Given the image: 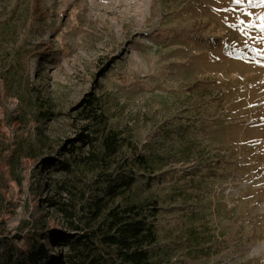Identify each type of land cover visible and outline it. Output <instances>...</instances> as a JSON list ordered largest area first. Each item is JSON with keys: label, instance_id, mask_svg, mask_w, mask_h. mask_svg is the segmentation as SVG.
<instances>
[{"label": "rangeland", "instance_id": "rangeland-1", "mask_svg": "<svg viewBox=\"0 0 264 264\" xmlns=\"http://www.w3.org/2000/svg\"><path fill=\"white\" fill-rule=\"evenodd\" d=\"M262 17L259 0H0V263L33 221L60 227L36 167L76 144L90 196L127 157L160 169L127 195L160 208L156 263L264 264ZM91 96L105 124L83 120Z\"/></svg>", "mask_w": 264, "mask_h": 264}, {"label": "trees", "instance_id": "trees-1", "mask_svg": "<svg viewBox=\"0 0 264 264\" xmlns=\"http://www.w3.org/2000/svg\"><path fill=\"white\" fill-rule=\"evenodd\" d=\"M99 101L95 96L88 98L83 120L105 124ZM88 138L81 134L78 141L86 143ZM121 141L117 132L110 133L103 140L105 151L115 155ZM79 148L72 144L58 151L59 156L67 152L69 161L58 158L45 162V168L36 167L40 176L47 173L43 203L57 216L60 227H49L42 223V217L33 221L29 251L21 252L11 244L4 254L5 264H164L154 261L153 249L158 243L156 217L160 208L155 202L147 206L127 197L138 181L139 169L150 175L149 180L160 169L146 156L127 157L116 174L97 176L91 187L106 184L104 194L90 196V190L75 181V169L86 162L77 154ZM4 237L0 229V244L6 243Z\"/></svg>", "mask_w": 264, "mask_h": 264}, {"label": "snow or ice", "instance_id": "snow-or-ice-1", "mask_svg": "<svg viewBox=\"0 0 264 264\" xmlns=\"http://www.w3.org/2000/svg\"><path fill=\"white\" fill-rule=\"evenodd\" d=\"M245 0H235V3L236 4H241V3H244ZM246 2L248 4H253L255 2V0H246ZM260 3H264V0H259ZM262 21H264V17L261 18ZM261 30L264 31V23H262L261 25Z\"/></svg>", "mask_w": 264, "mask_h": 264}]
</instances>
